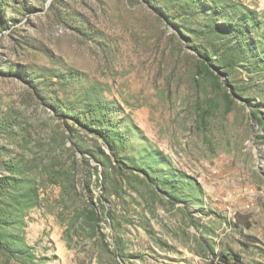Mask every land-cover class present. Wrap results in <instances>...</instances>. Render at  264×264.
I'll use <instances>...</instances> for the list:
<instances>
[{
    "label": "rangeland",
    "instance_id": "374dc122",
    "mask_svg": "<svg viewBox=\"0 0 264 264\" xmlns=\"http://www.w3.org/2000/svg\"><path fill=\"white\" fill-rule=\"evenodd\" d=\"M2 1L0 264H264V0ZM221 6L250 53L212 75L180 26Z\"/></svg>",
    "mask_w": 264,
    "mask_h": 264
},
{
    "label": "trees",
    "instance_id": "16d2710c",
    "mask_svg": "<svg viewBox=\"0 0 264 264\" xmlns=\"http://www.w3.org/2000/svg\"><path fill=\"white\" fill-rule=\"evenodd\" d=\"M188 2H194V3H198V0H184V8H188ZM7 4L6 2L0 0V22L1 20H3V16H4V12L2 10V7H6ZM222 10V15L224 18L223 23H218L216 21H212V22H207L205 26H200V24H198V28L195 30H190L189 28H184L183 25H181L180 27L182 29H185L183 31H187V32H191L194 39V43H193V47L194 49L198 52V54L202 57L199 68L201 72H207L209 74L213 75V72L210 71V67H216V69H226V68H232V63L234 61H239L243 55L245 53H243V50H246L248 55H249V48H248V43L246 42L247 39L245 38V28H247V24H245L246 20H248L247 16L241 15L238 16L235 20H232L231 23H229L228 18L227 17H231L230 14L228 13V9L226 6H221L220 7ZM166 7H163V13L166 10ZM169 17H171L169 15ZM244 30V31H243ZM229 33L233 34L235 38L232 39V43L225 41L226 35H228ZM213 34H216V38L218 39L217 43L213 42L211 44V40H212V36ZM196 39H202L203 43H197ZM224 39V40H223ZM228 39V38H226ZM208 44H210L212 46V49L209 48ZM257 52L258 55L256 56H252L255 58V60H257V62H262L264 64V46L261 47H257ZM219 54V55H218ZM218 56L217 59V65L214 64L211 61H208V57L211 56ZM227 56H231L232 57V61L228 62V58ZM226 57V58H225ZM17 65H15L16 67ZM0 72H5L2 69H0ZM7 72H12L10 69H7ZM216 77V76H215ZM67 112H71V111H75L73 108L66 106L65 107ZM96 110H99L102 114L101 119H95V126L100 124L101 122L105 121V117H106V111H105V106L103 104H100L99 108L96 106L95 108ZM80 117L84 116L83 112H79ZM109 126V125H108ZM112 126V125H111ZM114 127V126H112ZM106 129L108 130L109 128L106 126ZM12 133L11 131V126L9 125V123L6 121V119H2L0 117V134H5V135H10ZM102 137L104 138V140L106 142H109L111 139L113 140H117L118 138V130L112 129V130H108L107 133L103 134ZM121 145V144H120ZM139 153H145V151H140ZM145 156V160H139V165H143L145 167L146 170L150 169L153 165V162L151 161H155V159L160 158V156L158 154H153L152 152H146ZM8 169H12L13 166L11 164H6ZM147 165V166H146ZM163 167H167V170H170L169 163L166 164L165 162H163L162 164ZM4 179V178H3ZM3 179H0V181H2ZM153 179V178H152ZM6 180V179H5ZM1 185L4 184V182H0ZM162 184H168V185H172L173 187H181V183H180V178H175L174 176L171 175H166L162 177V180L160 182V185ZM184 186V184H183ZM5 213H7V209L4 210ZM15 213V212H13ZM93 214V218H97V212L96 210L92 211ZM4 220V217L0 215V226L2 225V222ZM2 227V226H1ZM1 234V231H0ZM9 236L12 237V235L8 234Z\"/></svg>",
    "mask_w": 264,
    "mask_h": 264
}]
</instances>
